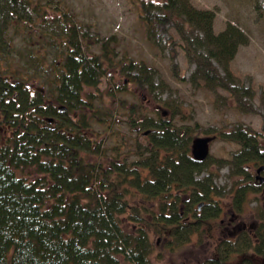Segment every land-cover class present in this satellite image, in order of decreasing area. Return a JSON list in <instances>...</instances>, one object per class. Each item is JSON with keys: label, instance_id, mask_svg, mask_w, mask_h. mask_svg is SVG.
Masks as SVG:
<instances>
[{"label": "trees", "instance_id": "trees-1", "mask_svg": "<svg viewBox=\"0 0 264 264\" xmlns=\"http://www.w3.org/2000/svg\"><path fill=\"white\" fill-rule=\"evenodd\" d=\"M139 4L149 37L155 41L159 28L171 25L185 56L195 64L180 79L214 91L223 88L235 107L254 109L252 88L238 80L229 63L248 42L244 30L229 21L216 31L214 9L198 8L191 0ZM43 8L33 0H0V64L5 63L0 69V264H153V234L177 247L196 233L213 240L212 220L222 214L225 187L215 183L218 169L212 170L210 158L192 156L194 130L174 119L183 114L178 102L155 92L154 68L120 57L113 36L90 33L65 11L51 20L55 26L48 33L35 32L34 20L48 21ZM10 27L36 46L30 55L38 66L22 59L18 68L11 67ZM116 67L168 108L170 117L160 110L152 116L140 101H112L116 90H129L124 82L100 88ZM119 115L130 130H141L144 142L127 139L115 128ZM216 135L239 144L218 167L227 163L231 177L243 175L251 183L236 189L232 201L241 204L257 185L250 165L264 162V129L237 123ZM110 136L116 139L113 145L105 142ZM130 139L133 149L126 141ZM204 170L208 174L201 175ZM257 215L255 238L216 244L212 258L201 264H261L264 209ZM233 252L240 254L236 261H230Z\"/></svg>", "mask_w": 264, "mask_h": 264}, {"label": "rangeland", "instance_id": "rangeland-1", "mask_svg": "<svg viewBox=\"0 0 264 264\" xmlns=\"http://www.w3.org/2000/svg\"><path fill=\"white\" fill-rule=\"evenodd\" d=\"M141 0H33L34 4L40 2L44 6V15L48 21H35L36 15L31 10L35 23L34 31L53 29L52 21L58 15L65 11L70 21L77 26L83 25V29H88L92 34H98L101 37L113 36L116 43L117 54L121 57L126 55L134 60H143L149 66H152L156 73V93L162 98L178 102L182 107V115L176 114L174 119L179 124H186L193 128V137L216 135L221 128H229L237 123H243L258 131L264 129V0H191L193 5L198 8L214 9L216 17L214 27L216 31L222 30L227 22H233L244 30L248 35V42L239 46L235 57L231 60L230 67L241 83L252 88L254 105L253 110L241 111L235 105L230 103L227 90L218 88L217 91L207 87H195L187 79H180L182 76L188 77L194 69L195 64L190 62L185 56L180 45V38L174 27L167 24L159 28L153 41L147 34L145 22L141 18L140 11ZM160 1V0H155ZM59 6V8H58ZM52 20V21H51ZM56 26H58L56 24ZM13 42V52L10 56L11 67L18 68L19 62L23 61L30 67H36L39 63L35 62L30 55L31 49L36 47L28 44L26 36L17 32L14 27L9 31ZM37 39V38H36ZM35 41V40H34ZM98 45L94 47L98 49ZM20 57L19 61L16 57ZM49 56V55H48ZM1 62V61H0ZM5 65L0 64V69ZM6 69V68H4ZM3 69V70H4ZM5 72L8 70H4ZM109 75L104 77L100 83L101 89L108 86H114L116 83H127L129 90L118 92L111 98L113 101L119 100L126 104L140 101L152 116L156 110H160L162 116L170 117L171 111L158 103L152 95L145 89L137 87L133 82L127 81L129 75L126 70L116 67L109 70ZM177 73H179L177 75ZM7 74V73H6ZM12 81L13 78H12ZM39 81V82H38ZM35 82L33 89L36 90L41 80ZM126 81V82H125ZM43 85V84H42ZM116 86V85H115ZM115 90V88H113ZM132 91V92H131ZM217 92L224 95L225 98L217 97ZM263 98V99H262ZM110 99V98H109ZM108 99V100H109ZM115 103L117 101H114ZM153 110V111H152ZM121 120L116 123L120 132L125 133L134 140L145 141V135L139 131L130 130L124 122V116L119 115ZM100 130H104L100 126ZM119 132V131H118ZM216 138L210 144V153L205 160L209 158L215 164L212 170L218 169V174L213 178L219 187H225V195L222 204L225 205L226 214H220L212 220L215 224V238L210 240L204 233L193 235L191 241L182 247H177L174 241H168L160 234H153L152 238L156 244V251L152 254L153 264H201L209 261L214 255L213 248L216 244L224 245V223L221 219H227L233 210L240 213L242 217L253 218L256 211L263 209L264 202L262 194L264 191H250L244 197L241 204L232 201L236 189L245 188L251 183L246 181L243 175L236 176L239 183L234 184L235 178L231 177V167L227 163L221 167L218 164L221 160H230L233 154L239 149V144L223 138ZM132 139L128 145L133 149ZM116 141L114 136H110L107 142L113 145ZM191 149V148H190ZM191 154L192 151L190 150ZM135 155H133L134 157ZM193 156V155H192ZM203 160V161H205ZM259 164L252 163L250 170L255 175L256 167ZM217 168V169H216ZM208 174L204 170L201 175ZM261 176L264 177L263 171ZM261 178V177H260ZM256 179L253 183H259ZM247 184V185H246ZM255 185V184H254ZM221 188V189H222ZM246 189V188H245ZM239 204V207L238 205ZM224 239V240H223ZM233 259L236 261L240 254L233 252Z\"/></svg>", "mask_w": 264, "mask_h": 264}, {"label": "flooded vegetation", "instance_id": "flooded-vegetation-1", "mask_svg": "<svg viewBox=\"0 0 264 264\" xmlns=\"http://www.w3.org/2000/svg\"><path fill=\"white\" fill-rule=\"evenodd\" d=\"M264 173V169L262 170ZM255 177V176H254ZM260 179L259 183L255 186V190H251L252 191H264V179L262 180L260 177H255L256 179ZM250 192V191H249ZM262 199L264 202V192L262 194ZM225 205L223 204V212L222 214H226L224 210ZM264 209V207H262ZM260 209V208H259ZM258 211H256L254 213V215L252 216L253 218H246V217H242L240 215V213H236L233 210L231 211V215H229V217L226 219H221V221L224 223V229L222 230L224 233V241H227L228 243L231 242L232 244H240L242 243V239L246 238L247 235L252 236V238L256 237V228H258L259 223H260V219L258 218ZM226 242V243H227ZM219 244V243H218ZM235 253V252H234ZM237 254H239L237 252ZM249 259V258H248ZM261 264H264V257H262L261 259Z\"/></svg>", "mask_w": 264, "mask_h": 264}, {"label": "water", "instance_id": "water-1", "mask_svg": "<svg viewBox=\"0 0 264 264\" xmlns=\"http://www.w3.org/2000/svg\"><path fill=\"white\" fill-rule=\"evenodd\" d=\"M61 110L66 109L65 106H60L59 107ZM52 118H49V121ZM149 130H147L145 133H148ZM215 139V135H206L205 136H196L193 137L192 144H191V151L194 159H197L199 161H203L207 158L208 154L210 153V144L211 142ZM264 166L262 165L259 168V171L263 170ZM261 179L263 180L264 177L261 176Z\"/></svg>", "mask_w": 264, "mask_h": 264}, {"label": "bare ground", "instance_id": "bare-ground-1", "mask_svg": "<svg viewBox=\"0 0 264 264\" xmlns=\"http://www.w3.org/2000/svg\"><path fill=\"white\" fill-rule=\"evenodd\" d=\"M51 120H53V119H51ZM254 164H256V163H254ZM262 165L264 166V162L259 163V165L256 167V174H255V177H261V172H262V170L259 171V168H260ZM224 195H225V194H224ZM224 195H222V197H223ZM222 212H223V210H222Z\"/></svg>", "mask_w": 264, "mask_h": 264}]
</instances>
